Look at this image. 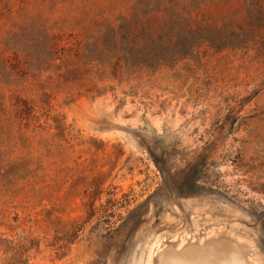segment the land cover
I'll list each match as a JSON object with an SVG mask.
<instances>
[{
  "label": "rangeland",
  "instance_id": "rangeland-1",
  "mask_svg": "<svg viewBox=\"0 0 264 264\" xmlns=\"http://www.w3.org/2000/svg\"><path fill=\"white\" fill-rule=\"evenodd\" d=\"M0 264H264V0H0Z\"/></svg>",
  "mask_w": 264,
  "mask_h": 264
},
{
  "label": "trees",
  "instance_id": "trees-1",
  "mask_svg": "<svg viewBox=\"0 0 264 264\" xmlns=\"http://www.w3.org/2000/svg\"><path fill=\"white\" fill-rule=\"evenodd\" d=\"M187 31H180V32H175L173 34H171V36L168 38L169 39V43H173L175 44V46H178L179 48H181L180 50H177V52L175 53H171L168 54V47H164L163 44H160L158 47H155L153 49H151V59L152 61H154V63H156L157 66H161L163 65L164 61H166L165 59H182L187 57L188 55L185 54L184 49L191 50L192 48L190 46L191 41L187 40V38L185 37L187 34ZM216 41V40H215ZM216 43L220 44V41H216ZM222 47V46H221ZM192 51V50H191ZM168 54V55H167ZM167 55V56H165Z\"/></svg>",
  "mask_w": 264,
  "mask_h": 264
}]
</instances>
